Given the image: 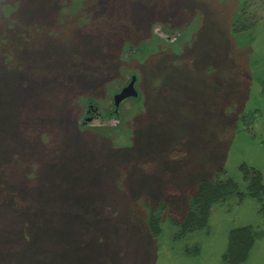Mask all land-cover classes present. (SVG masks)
I'll return each mask as SVG.
<instances>
[{
  "label": "rangeland",
  "instance_id": "374dc122",
  "mask_svg": "<svg viewBox=\"0 0 264 264\" xmlns=\"http://www.w3.org/2000/svg\"><path fill=\"white\" fill-rule=\"evenodd\" d=\"M243 1L0 0V264H226L241 227L264 264V200L177 225L203 181L264 184V0L233 34Z\"/></svg>",
  "mask_w": 264,
  "mask_h": 264
},
{
  "label": "trees",
  "instance_id": "16d2710c",
  "mask_svg": "<svg viewBox=\"0 0 264 264\" xmlns=\"http://www.w3.org/2000/svg\"><path fill=\"white\" fill-rule=\"evenodd\" d=\"M252 7H254V0L243 1L241 9L234 17L233 34H244L256 27L258 21L256 14L254 16L247 12ZM262 85L264 89V81ZM239 171H241L244 181L247 183L244 192L239 190L237 183L232 179L222 180L218 175L213 180L201 182L191 199L183 221L177 224L180 229L179 237L205 228L208 224L210 209L216 203L226 202L234 197L241 201L247 195L252 199L263 202L264 184L261 173L247 165H242ZM159 210L149 208L150 215L148 216L149 228L156 236L160 233V218L156 217V212H159ZM255 232L252 227H241L231 231L229 244H227L228 252L224 255L223 261L226 264H242L245 262L256 243L257 233Z\"/></svg>",
  "mask_w": 264,
  "mask_h": 264
},
{
  "label": "water",
  "instance_id": "95a60500",
  "mask_svg": "<svg viewBox=\"0 0 264 264\" xmlns=\"http://www.w3.org/2000/svg\"><path fill=\"white\" fill-rule=\"evenodd\" d=\"M135 83H136V77L133 76L129 84L126 87H124L121 90V92H119L114 96V103L117 108L121 104V101L138 96V92L136 91L135 88Z\"/></svg>",
  "mask_w": 264,
  "mask_h": 264
}]
</instances>
